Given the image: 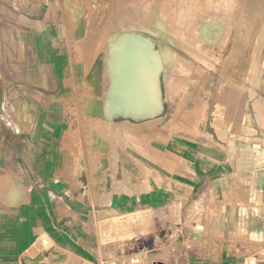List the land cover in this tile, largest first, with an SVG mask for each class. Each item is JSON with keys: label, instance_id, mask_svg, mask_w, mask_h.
Instances as JSON below:
<instances>
[{"label": "crops", "instance_id": "obj_1", "mask_svg": "<svg viewBox=\"0 0 264 264\" xmlns=\"http://www.w3.org/2000/svg\"><path fill=\"white\" fill-rule=\"evenodd\" d=\"M86 9L76 20L68 9L35 2L31 14L19 19L24 61L16 74L18 109L13 110L16 118L11 114L13 123L0 122V171L15 173L10 178L0 175V264H22L24 256H36L49 238L48 249L66 254L60 264H76L69 256L75 254L73 230L67 227L66 231L60 224L72 219L74 204L100 201L102 191L96 195L87 164L80 175L67 173L81 158L87 163L88 146H92L89 135L73 134V124L99 117L100 122L122 124L126 129L156 118L168 120L163 134H114L125 143L132 164L137 159L148 175L136 187L126 182L127 190H114L119 184L110 172L105 175L112 189L107 190L105 178L103 197H110L113 210L177 204L179 222L175 223L183 237L176 238L181 247L179 264H264V67L256 98L249 84L244 89L245 78H236L243 88L238 81L211 88L207 104L212 111L199 132L194 133L190 125L174 131L171 99L160 75V87H155L159 108L152 111L147 87L138 82L117 90L111 87L115 74L109 70L104 88L100 77L98 84L90 78L85 82L89 71L85 68L109 25L106 18H98L101 9ZM5 18L3 13L0 26L6 24ZM4 41L8 40L1 36L0 43ZM5 52L1 50L2 58ZM96 71L101 75V70ZM4 74L0 68V99L14 87ZM124 106L130 107L127 113ZM101 135L110 148L112 134ZM105 169L98 166L96 180ZM139 170L140 166L133 183L140 177Z\"/></svg>", "mask_w": 264, "mask_h": 264}, {"label": "rangeland", "instance_id": "obj_2", "mask_svg": "<svg viewBox=\"0 0 264 264\" xmlns=\"http://www.w3.org/2000/svg\"><path fill=\"white\" fill-rule=\"evenodd\" d=\"M139 1L142 2L140 3ZM167 1L168 0H0V19L3 17V13L6 16V24L0 26V37L3 36L8 40L7 42L4 41V43H0V52L3 49L6 51V56L4 58L0 55V68L5 70L4 76L11 82V85L14 86L9 93L7 91L5 98L3 96L0 99L2 103L0 106V114H3L0 122L5 120L7 124L8 122L11 123V121L13 123L15 117L13 110L15 111L18 109V81L16 74L18 72L19 63L24 61L22 58L24 43L19 37L20 27L18 25L22 15L24 17L26 13L28 16L31 14L29 10L35 2L42 6L53 3L55 4V8L61 6L65 8V10L68 9L67 11L72 13L71 16L76 20L85 15L86 8L91 10L98 8L102 10L98 18H106L109 25L105 29L106 34L102 37L103 41L98 44V49L94 57H97L99 52L102 51L107 58V68H105V71L109 70L111 74H115L111 76V87H113L114 80L117 78V68L114 62L115 55L113 53L114 41H112L117 34L125 30H136L139 32H143L144 30V32L149 31L155 35V37L164 38L169 46L170 44L174 45L176 48V51L173 53L174 61L177 62V64L173 66L172 62L170 64L167 63L166 61H168L167 58L169 57L167 56V58L164 59L165 69L159 74L161 77V84L166 91L167 97L170 99L173 97V99H171L172 109L170 114L171 130L175 129L176 131H181L184 130L183 126L190 125V128L195 131L194 133L199 132L201 124L210 117L212 111V108L207 104V97L211 95V88L219 89L220 86L223 87L225 84L236 85L237 81L241 84V82H239L241 81L240 79L245 78L247 83L244 89H246L249 84L251 94L253 98H256L257 89L261 88V68L264 67V0H186L183 1L184 3L181 2L182 0ZM180 2L182 4H180ZM178 4H180V10H177ZM72 7L75 8L74 13L70 12ZM182 8H184V10ZM180 13L184 15H180ZM177 15L180 16L178 17ZM179 20L183 21L180 22ZM213 20L217 21L219 29L210 40L200 31V27L202 24L210 23ZM123 21H126L124 22L126 24H124ZM194 21L195 25L198 22V26L194 25ZM187 23H190V26ZM191 24L193 26H191ZM192 27L193 32L191 30ZM95 29L98 30V28ZM184 29H186V31ZM192 36L197 37V39ZM215 37L216 39H214ZM200 46L202 47L200 48ZM157 47L159 48L158 44ZM204 48L207 51L204 50ZM216 51L219 52L217 53ZM193 55L197 56L194 57ZM94 57L90 59L89 65L85 68L86 71L89 70L85 82H88V78H90V80H93L96 84L98 80L94 79V75H88L89 73L95 74L93 72H97L92 69L91 65L96 58ZM8 70L15 73L9 74ZM0 78L3 77L0 76ZM102 80L104 88L105 73ZM2 82L3 81H0V91L3 90ZM240 86L243 88V84ZM159 87L160 80L158 82V88ZM92 93L93 91L91 90V96L94 94ZM258 98L262 100L261 95H259ZM180 102L182 106L179 104ZM157 108H159V106L155 107V109ZM177 108H179V110ZM123 110L127 113L130 108L124 107ZM178 111L181 112L178 113ZM11 114L14 115V117H12ZM164 121L168 120L156 118V120L144 125L136 124L131 126L130 129L124 128L122 124L101 122L103 124H98L97 126L102 127V129L101 127L98 129L104 134V137L106 134H112L111 138H109L110 148L103 138L98 141L97 138H95L96 135L93 134L91 137V126H93L92 123L94 122L73 124L75 127V132H73V134L89 135L92 146H88L89 150L86 153L87 163L81 158L80 162H76L73 170L69 169L67 173L80 175L88 165V168L92 172L91 178L95 193L98 195L99 190H101L102 194L101 197H98L100 201L74 204L75 213L72 219L63 220L60 224V227L66 228V231L67 227L70 229L69 231L73 230L70 239L74 245L75 254L73 255L70 253L71 263L179 264L181 247L176 238L183 240V237L180 238L179 224L175 223L179 222V219L176 220L179 218L177 204L161 209L137 205L116 211L111 207V203L107 204L110 197L104 198V194L106 193L103 184L106 178L105 175L111 174L114 176L113 179L118 184V174L120 173L125 183L131 184L132 187L142 184L143 181H146L148 175L146 167L137 159H134L135 161L132 164L131 156L125 150V143L119 138H115L114 134H163L162 126L164 125ZM144 128L147 130H144ZM77 154L79 156L80 153ZM105 160L108 162L107 167H105ZM98 164L106 169L99 180H96V176L94 175L95 171L98 170ZM139 166L140 177L137 178L138 181L136 183H133L132 181L136 180V176L138 175L137 169H139ZM0 175L4 178L15 177L13 169L5 174L0 171ZM105 180L107 182L106 188L110 191L112 189L111 186L110 188L108 187L110 177L107 176ZM118 218L128 220V224H120L117 228L119 224L109 223L111 220H117ZM107 225L109 229L106 228ZM60 237L64 239L63 235H60ZM49 243L48 240H45L41 250H47L50 247Z\"/></svg>", "mask_w": 264, "mask_h": 264}, {"label": "bare ground", "instance_id": "obj_3", "mask_svg": "<svg viewBox=\"0 0 264 264\" xmlns=\"http://www.w3.org/2000/svg\"><path fill=\"white\" fill-rule=\"evenodd\" d=\"M151 1V0H150ZM163 1V0H162ZM168 1H172V0H168ZM167 1V2H168ZM175 1V0H174ZM173 1V2H174ZM183 1H186V0H182L181 2ZM140 2V1H139ZM142 2V1H141ZM140 2V3H141ZM166 2V1H165ZM178 2V1H177ZM176 2V3H177ZM180 2V4H182ZM129 3V2H128ZM145 3V2H144ZM164 3V2H163ZM175 3V2H174ZM173 3V4H174ZM184 3V2H183ZM130 4V3H129ZM135 4V3H134ZM178 4V9L177 10H180L179 9V5ZM137 5V4H136ZM162 5V4H161ZM165 5V4H163ZM172 5V4H171ZM188 5V4H187ZM167 6V5H166ZM170 6V5H169ZM176 6V5H175ZM137 7V6H136ZM189 7V6H188ZM175 8V7H174ZM142 9V8H141ZM170 9V8H169ZM172 9V8H171ZM184 10V8H182ZM143 10V9H142ZM176 10V9H175ZM182 10V12H183ZM138 11V10H137ZM171 11V10H170ZM172 12V11H171ZM187 12V11H186ZM175 13V12H173ZM172 14V13H171ZM177 14V12H176ZM178 14H179V11H178ZM180 15H184L182 13H180ZM180 15H177L178 17ZM186 16V15H185ZM188 16V15H187ZM176 17V16H175ZM183 18V17H182ZM189 18V17H188ZM191 18V17H190ZM172 19V18H171ZM181 19V17H180ZM187 19V18H186ZM120 20V19H119ZM188 20V19H187ZM191 20V19H189ZM180 21V20H179ZM183 21V20H182ZM180 21V22H182ZM121 22V21H120ZM126 22V21H123V23ZM173 22V21H172ZM186 22V21H185ZM184 22V23H185ZM191 23V21H190ZM190 23H187L188 25ZM122 24V23H121ZM126 24V23H124ZM131 24V23H130ZM178 24V23H177ZM198 24V22H197ZM196 24V25H197ZM151 25V24H150ZM194 25H195V21H194ZM195 25V26H196ZM176 26V25H175ZM183 26V25H181ZM190 26V25H189ZM191 26H193L191 24ZM194 26V27H195ZM198 26V25H197ZM188 27V26H186ZM219 25L217 23V21L213 20L211 21L210 23H207V24H202L201 27H200V31L206 35V37H208L209 39L210 38H213L214 37V34L215 32H218L217 30L219 29L218 28ZM177 28V27H176ZM175 28V29H176ZM186 29H189V28H186ZM186 29H184L186 31ZM180 30V29H179ZM192 32H193V27L191 28ZM161 31V30H160ZM167 31V30H166ZM182 31V30H181ZM191 32V33H192ZM195 32V31H194ZM189 33V32H188ZM190 33V34H191ZM193 34V33H192ZM186 35V33H185ZM229 35V34H228ZM188 36V35H187ZM190 36V35H189ZM194 37V36H192ZM225 37V36H224ZM228 37V36H227ZM197 39V37H194ZM190 39V38H189ZM216 39V37L214 38ZM218 39V38H217ZM211 40V39H210ZM225 40V39H224ZM223 40V41H224ZM112 41H114V48H113V53L115 55V59H114V62H115V66L117 68V78L114 80V84H113V87L115 86L118 89H122L124 88L125 86L129 85L130 88H131V84H135V82H138V85L139 86H146L147 87V90L150 94V100H149V104H151L149 106V110L152 111L155 107L159 106V98H158V95H159V90H155V87L158 85V82H159V77H158V73L159 72H163L164 69H165V63H164V59L167 58V56H169L167 58L168 61H166L167 63H171L172 62V65L175 66L177 64V62L174 61V52L176 51V48L174 45H171L170 46L167 44V41L164 39V38H158V37H155V35H153L152 33H150L149 31H145L143 30V32H139V31H136V30H129V31H124V32H121L119 34L116 35V37L114 39H112ZM190 41V40H189ZM192 41V39H191ZM197 41V40H196ZM164 42V43H163ZM188 42V41H187ZM111 43V42H110ZM211 43V42H210ZM213 43V42H212ZM157 44L159 45V48L157 47ZM198 44V43H197ZM221 44V43H220ZM161 45V46H160ZM194 45V44H193ZM211 45V44H210ZM223 45V43H222ZM196 46V45H195ZM217 46V45H216ZM202 46H200L201 48ZM208 47V46H207ZM218 47V46H217ZM223 47V46H222ZM221 47V48H222ZM196 48V47H195ZM220 48V49H221ZM197 49V48H196ZM199 49V48H198ZM209 49V48H208ZM219 49V48H218ZM204 50H206L204 48ZM211 50V49H210ZM207 51V50H206ZM213 52V51H212ZM217 52V51H216ZM219 52V51H218ZM217 52V53H218ZM224 52V51H223ZM171 53V54H170ZM205 53V52H204ZM203 53V54H204ZM209 53V51H208ZM211 53V52H210ZM215 53V52H214ZM112 54V53H111ZM198 54V53H197ZM207 54V53H205ZM213 54V53H212ZM194 56V55H193ZM197 56V55H196ZM194 56V57H196ZM211 56V55H210ZM209 56V57H210ZM214 56V54H213ZM113 58V57H112ZM207 58V57H206ZM213 58V57H212ZM215 58V56H214ZM177 59V58H176ZM198 59V58H197ZM201 59V57H200ZM204 59V58H203ZM208 59H211V58H208ZM196 61V60H195ZM200 61V60H199ZM202 62H205L203 60H201ZM198 62V61H197ZM206 63V62H205ZM171 65V66H172ZM168 66V65H167ZM179 66V65H178ZM194 66H195V63H194ZM169 67V66H168ZM185 67V66H184ZM105 68H107V58L105 57L104 53L101 51L99 52L98 56L95 58L93 64H92V69L93 70H101L100 74L101 75H95V74H92L94 75L95 79L97 80V77H100L102 78L104 76V73H105ZM115 68V69H116ZM138 69V72H139V75H138V79L137 81L135 80V76L132 77L130 75L131 71H135V69ZM184 69V68H183ZM201 69V68H200ZM170 70V69H169ZM202 70V69H201ZM185 71V70H183ZM191 71V70H190ZM99 72V71H98ZM187 72V71H186ZM96 73V72H95ZM89 76H91V74L89 73L88 74ZM186 75V74H185ZM190 76V75H189ZM98 84V81L97 83ZM101 86V84H100ZM129 90V89H128ZM178 90V89H177ZM102 91V90H101ZM181 91V90H180ZM132 92V91H131ZM180 93V92H179ZM134 95V94H133ZM125 96V95H124ZM129 98V96H127ZM173 99V97L171 98ZM176 102V101H175ZM99 104V102H97ZM103 103L104 102H101L100 106H101V114L100 116L103 115V111H104V108H103ZM181 106V102L179 103ZM88 107V106H87ZM124 107H127V106H124ZM123 107V108H124ZM93 108V107H92ZM97 108V107H96ZM127 108H130V107H127ZM176 108V107H175ZM85 109H87L85 107ZM179 110V108H177ZM194 109V108H193ZM199 109V108H198ZM182 110V109H181ZM94 111V110H93ZM144 112V111H143ZM142 112V113H143ZM149 112V111H148ZM181 112V111H178V113ZM87 113L88 112V109H87ZM177 113V114H178ZM92 115H94L93 113H91ZM91 115V116H92ZM183 115V114H182ZM90 116V117H91ZM95 116V115H94ZM93 116V117H94ZM92 118V117H91ZM98 119V121H93L94 123L91 129V134H96L95 138H97V140L99 141L100 139H102V135L103 134L102 132L99 131L98 128H100L101 126H97L98 124H103L100 122V117L99 118H96ZM100 122V123H99ZM175 124V123H174ZM176 125V124H175ZM174 125V126H175ZM178 126V125H177ZM164 127V126H163ZM181 128V126H180ZM179 128V129H180ZM102 129V127H101ZM100 129V130H101ZM198 129V128H197ZM105 132V130H104ZM104 135V134H103ZM99 137V138H98ZM104 139V138H103ZM97 141V142H98ZM102 141V140H101ZM106 141V140H104ZM114 145V144H113ZM123 151V150H122ZM126 158V157H125ZM105 167H107L108 165V162L105 160ZM127 163V162H126ZM118 186H120L119 188L116 187L114 190H125L127 187L125 186V181L123 180V177L121 176V174L119 173L118 174ZM108 187L110 188V185L108 184ZM119 193V192H118ZM108 203H110V200H108ZM113 215V214H112ZM109 217V216H108ZM111 218V217H110ZM112 219V218H111ZM106 220V219H105ZM109 221V220H107ZM128 220H125V219H117V220H111L109 223H112V224H119L117 226V228L120 226V224H128L127 223ZM104 224V223H103ZM102 224V225H103ZM124 225V226H125ZM130 225V224H129ZM127 225V226H129ZM113 226V225H112ZM108 228V225L107 227ZM113 228V227H112ZM104 229V227H103ZM109 229V228H108ZM104 233V232H103ZM108 236V235H107ZM50 239V238H49ZM48 239V240H49ZM45 240V239H44ZM50 241V240H49ZM63 241V240H62ZM48 244V243H47ZM50 244V243H49ZM77 250V249H76ZM77 252V251H76ZM70 256V255H69ZM71 257V256H70ZM75 257V256H73ZM83 260V259H82ZM46 262H51V259L50 258H46L45 259ZM75 261V260H74ZM73 262V261H72ZM76 262V261H75ZM52 264H58L56 262H52Z\"/></svg>", "mask_w": 264, "mask_h": 264}, {"label": "water", "instance_id": "obj_4", "mask_svg": "<svg viewBox=\"0 0 264 264\" xmlns=\"http://www.w3.org/2000/svg\"><path fill=\"white\" fill-rule=\"evenodd\" d=\"M139 73L136 68L135 71H131L133 73V77L136 76L135 73ZM160 72L158 73L159 77ZM137 77V76H136ZM138 78V77H137ZM137 83V82H136ZM168 235V234H167ZM50 258L51 262H46L45 259ZM66 260V254L62 251L51 248L49 250H41L36 256H24L21 260L22 264H52V262H56L58 264L64 262Z\"/></svg>", "mask_w": 264, "mask_h": 264}]
</instances>
